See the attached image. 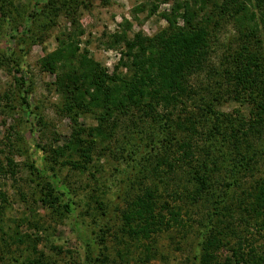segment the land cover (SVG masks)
<instances>
[{"label": "rangeland", "instance_id": "obj_1", "mask_svg": "<svg viewBox=\"0 0 264 264\" xmlns=\"http://www.w3.org/2000/svg\"><path fill=\"white\" fill-rule=\"evenodd\" d=\"M50 1L5 0L0 13V264H264V121L227 72L242 44L230 17L207 23L210 50L177 100L102 119L68 110L56 84L81 57L130 78L127 39L168 28L174 12L184 25L186 7L204 21L222 0ZM58 49L52 72L41 60ZM76 131L86 164L66 146ZM141 197L148 219L128 220Z\"/></svg>", "mask_w": 264, "mask_h": 264}, {"label": "trees", "instance_id": "obj_2", "mask_svg": "<svg viewBox=\"0 0 264 264\" xmlns=\"http://www.w3.org/2000/svg\"><path fill=\"white\" fill-rule=\"evenodd\" d=\"M4 1L0 0L2 15H6ZM83 1L51 0L49 5L62 6L66 9L71 6L76 9ZM216 8L214 11L216 13L205 15L204 21H198L194 19L196 15L192 8L186 7L179 15L184 25L177 22L178 15L174 12L172 17H167L170 23L168 28L152 37L138 33L132 39H127L125 48L121 52L120 62H124L127 58L133 66L134 72L130 78H121L118 72L109 73L94 59L81 57L80 70L73 68L63 76L57 75L56 84L67 98L68 110L76 113L90 107L102 108L104 116L101 118L104 119L117 108L141 102L144 104L147 98L170 102L184 94L187 95L190 92V86L186 84L188 72L199 66L210 50L211 30L207 23L214 16L216 24L219 19L215 14H218L219 18H231L242 40V44L233 51L228 48L227 72L234 74L241 93L249 97L250 102L255 103L251 108L254 123L264 121V55L260 49L264 45V0H222L221 3H217ZM173 9L180 10V5ZM59 56H61L60 49L49 53L42 58V66L55 72ZM185 133L189 137L182 142L191 146L194 141L190 139L193 138L194 131L192 130L190 135ZM66 146L84 155L85 161L76 163L86 164L89 161L90 147L82 144L80 131H76L70 144ZM262 186L260 196L264 195V180ZM60 190L65 195V190ZM144 198L135 201L137 209L126 214L128 220L134 217L148 219L147 214L153 207L149 201L146 203ZM69 205V203L64 204L67 210ZM219 209L217 204V213ZM145 226L141 228L144 234H148Z\"/></svg>", "mask_w": 264, "mask_h": 264}]
</instances>
